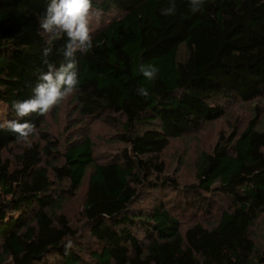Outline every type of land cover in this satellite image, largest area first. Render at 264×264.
Returning a JSON list of instances; mask_svg holds the SVG:
<instances>
[{
    "label": "trees",
    "instance_id": "trees-1",
    "mask_svg": "<svg viewBox=\"0 0 264 264\" xmlns=\"http://www.w3.org/2000/svg\"><path fill=\"white\" fill-rule=\"evenodd\" d=\"M46 7L0 0V264H264L261 108L196 151L195 181L184 188L163 159L172 141L227 118L231 104L264 103V0H202L195 12L190 0H93L100 25L89 26L92 48L76 52L79 85L69 95L85 129L66 139L49 126L60 104L23 118L11 108L47 71L43 47L53 49L50 63L65 62L66 37L40 28ZM142 64L158 68L154 80ZM13 119L34 132L19 138L6 126ZM90 121L112 129L110 158L96 159ZM83 187L85 232L64 211ZM163 190L193 199L173 203ZM150 191L159 196L145 209ZM207 197L226 205L207 213ZM188 211L209 218L183 229Z\"/></svg>",
    "mask_w": 264,
    "mask_h": 264
},
{
    "label": "rangeland",
    "instance_id": "rangeland-1",
    "mask_svg": "<svg viewBox=\"0 0 264 264\" xmlns=\"http://www.w3.org/2000/svg\"><path fill=\"white\" fill-rule=\"evenodd\" d=\"M91 20L90 24H93V27L100 25V17L91 16ZM75 106L76 105L74 104L73 99L68 96L60 103L58 116L54 115L48 119L50 120V131L55 137L63 135L66 139L68 138L67 135L77 136L78 133L84 132L85 128L80 125L79 118L74 110ZM254 107L261 108L262 115L260 121L261 127L264 129L263 102L257 100L249 104H244L242 102L231 104L227 111V118L221 119L211 125H207L202 130L192 131L182 140L172 141L170 148L163 155V159L167 167V173L174 178L179 179L181 188H184V185L187 183L194 182L193 165L196 151L200 148L207 149L213 146L221 132L230 133L232 127L237 125L238 122L241 128H244L248 120L253 116L252 111ZM86 131L90 132L96 144L95 157L97 160H105L114 155L113 152L117 149V145L110 142L109 136L113 133V131L109 126H107V124L101 122L93 123V121H90L88 123V128L86 127ZM19 149L20 148L13 146L12 153L8 156H12L14 153H17ZM163 191L165 192L164 198L173 203L180 202L181 198H184V202H186L187 207L191 204L189 202L192 201L190 199L192 197L186 195L182 197V194H179L183 193L182 191L179 193H174L172 190ZM85 192L86 189L83 187L82 190L77 193L75 198L69 200L64 210L72 226L74 228L82 229L83 232H85V228L82 216V203ZM148 194V197L141 200L145 209H148L155 203L153 201L158 198L157 196H159V191H150ZM206 201L210 202V207L206 211L207 213L226 205V201L224 199L222 201L220 198L214 199L212 197H207L203 202L205 203ZM189 212L190 211L179 214L183 229L189 227L195 220H200L201 218L206 220L209 218L205 213L204 215L199 214L197 217H194ZM258 225L261 227H256V230L261 236H264V219H261ZM263 243L264 240H260V244Z\"/></svg>",
    "mask_w": 264,
    "mask_h": 264
},
{
    "label": "clouds",
    "instance_id": "clouds-1",
    "mask_svg": "<svg viewBox=\"0 0 264 264\" xmlns=\"http://www.w3.org/2000/svg\"><path fill=\"white\" fill-rule=\"evenodd\" d=\"M202 0H190L192 10L198 11ZM93 0H47L44 15L40 18V28L44 33L66 37L62 49L63 63L59 67L50 63L48 57L52 54L51 46L43 47L42 60L47 66L38 76V81L32 89L33 95L24 100L13 101L11 108L18 118L36 113L43 115L54 106L59 105L66 97L74 92L79 85L76 52H85L92 48L90 35V19L92 16ZM174 7L161 9V15L172 14ZM141 74L148 80H154L158 68L154 65H140ZM137 94L147 96L148 90L141 86ZM9 131L17 133L19 138L27 139L34 132V125L27 120H9L6 122ZM5 124H0L3 129Z\"/></svg>",
    "mask_w": 264,
    "mask_h": 264
}]
</instances>
